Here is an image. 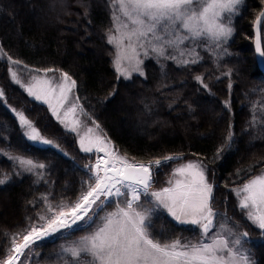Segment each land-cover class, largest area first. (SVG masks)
<instances>
[{"label": "trees", "instance_id": "trees-1", "mask_svg": "<svg viewBox=\"0 0 264 264\" xmlns=\"http://www.w3.org/2000/svg\"><path fill=\"white\" fill-rule=\"evenodd\" d=\"M261 8V0H244L240 14L233 18L234 34L225 45L228 54L218 61L200 48L202 61L186 69L172 61L144 57V75L133 74L129 79L118 78L115 48L107 43L112 27L108 0H0V45L23 62L15 70L25 76L30 68L67 72L76 81L88 117L97 121L121 154L143 162L172 154L183 156L182 160L207 161L209 182L214 185L213 207L251 233L254 264H264V235L245 219L232 191L249 178L244 171L249 166H253L252 174L264 168L261 129H249L248 123L253 115L257 120L264 117V73L256 62L253 33ZM261 39L264 46V25ZM8 67L7 60L0 58V87L7 105L0 103V150L46 167L39 169L40 175L29 173L0 155V178L10 175L9 181L0 185V205L4 211L7 207L12 210L9 217L0 210L5 218H0L4 221L0 222V257L9 247L11 234L24 229L29 218L35 220L36 213L44 210L40 197L48 195L53 204L61 200L71 203L82 182L88 181L83 166L95 161V154L82 152L76 135L67 131L48 107L11 82ZM229 70L231 76H224ZM197 75H203L208 89L194 80ZM225 101H230V110ZM11 108L22 111L59 148L27 140ZM118 119L130 124L127 129L113 125ZM229 130L234 135L231 148L213 160ZM153 222L154 232L159 235L164 231L165 238L194 236L193 228L177 224L163 212L157 211ZM93 226L38 242L29 263L58 264L54 254L61 246L86 235Z\"/></svg>", "mask_w": 264, "mask_h": 264}, {"label": "snow or ice", "instance_id": "snow-or-ice-1", "mask_svg": "<svg viewBox=\"0 0 264 264\" xmlns=\"http://www.w3.org/2000/svg\"><path fill=\"white\" fill-rule=\"evenodd\" d=\"M261 3L264 4V0ZM108 4L112 27L107 34V43L115 48L114 65L118 78L129 79L133 73L144 75L142 56L153 57L157 62L172 61L177 67L186 69L202 61L198 48L217 61L222 55H227L225 45L235 31L233 18L240 14L244 0H108ZM262 25L264 8L253 22L255 52L264 59ZM0 58L8 62L11 82L23 88L34 100L46 103L52 115L66 129L77 130L81 123L76 116L78 109L87 115L83 107L72 103L63 116L60 113L76 86V81L67 72H60L57 82L55 78L48 77L49 73L59 71L57 69H30L29 82L24 83L15 70V66L23 62L5 52L2 45ZM37 73H43V76ZM231 74V70L223 73L226 77ZM194 80L208 89L203 75L195 76ZM228 87L231 89V83ZM4 97V89L0 88V103L6 105ZM224 106L230 110V101H225ZM10 110L18 118L20 127L24 129L22 135L27 140L59 148L45 139L23 112L14 108ZM261 110L264 111V105ZM248 123L249 129L259 126L264 139V117L257 120L253 115ZM233 140L234 135L229 130L225 143L213 160L231 148ZM80 149L85 153L95 151L103 155H98L94 164L83 166L87 170L88 181L82 182L79 195L71 203L61 200L56 204L49 200L48 195H42L40 200L44 210L36 213L35 220L29 218L24 229L11 234L9 247L0 257V264H25L38 241L65 233L70 236L82 228L91 229L92 225H96L94 230L67 242L54 254L58 264H253L243 250L248 232H239V224L213 207L214 185L209 182L207 161L181 164L173 172V177L179 178H170L167 187L153 190L155 172L170 161L179 159L178 155H165L147 162L136 161L121 154L103 136L87 140L82 136ZM9 159L18 161L25 171L37 175H40L39 169L46 167L43 163L18 156ZM244 171L249 178L232 191L245 219L264 235V168L259 174H252L253 166ZM9 179V174H3L0 185ZM113 205V210L106 211ZM158 210H165L180 224L198 226L200 237L195 240L171 239L165 238L164 231L157 235L153 217ZM101 212H104L103 216ZM219 215H225L224 223L216 222ZM4 235L8 237L9 233Z\"/></svg>", "mask_w": 264, "mask_h": 264}, {"label": "rangeland", "instance_id": "rangeland-1", "mask_svg": "<svg viewBox=\"0 0 264 264\" xmlns=\"http://www.w3.org/2000/svg\"><path fill=\"white\" fill-rule=\"evenodd\" d=\"M142 59H144V57L142 56L141 57ZM115 66V65H114ZM141 68H142V71H143V65L141 66ZM30 69H33V68H30ZM30 69H27V70H29L28 72H27V75L28 76H25L24 74H22V73H20V72H18L17 71V73H18V75L20 76V78L22 79V81L24 82V83H28L29 82V76H30ZM60 72L61 71H55L54 73H49L48 74V77H51V78H55L56 79V81L58 82L59 81V77H60ZM37 74H39V75H41V76H43V73H37ZM133 74H138V73H133ZM132 74V75H133ZM73 79V78H72ZM1 88V87H0ZM23 89V88H22ZM24 90V89H23ZM76 97H78V95H77V84H76V86H75V88L73 89V92H72V94L69 96V102L65 105V108L64 109H61L60 110V113H61V116H63V112L66 110V108L67 107H70L71 106V104L72 103H78L79 105H81V103H80V101H79V99H78V101L76 100ZM31 98H33V97H31ZM34 99V98H33ZM36 101V100H35ZM130 101V100H129ZM36 102H39V103H42V104H44L46 107H48V105L46 104V103H44L43 101H36ZM139 102V101H138ZM53 103L55 104V100H53ZM82 106V105H81ZM129 106H130V102H129ZM83 107V106H82ZM48 109H49V107H48ZM50 110V109H49ZM122 110V108L120 107V111ZM17 111H19V110H17ZM83 111H84V113H87L86 111H85V108L83 107ZM22 112V111H21ZM50 112H51V110H50ZM114 112H116L115 110H114ZM52 113V112H51ZM26 116V115H25ZM76 116L80 119V121H81V123L77 126V130L75 131V132H73V131H70V130H68V129H66L65 127H64V125L63 124H61L67 131H69V132H72L73 134H75L76 135V139H77V143H78V146H79V148H80V138L83 136V137H85L86 138V140H87V138H95L96 136H103V137H105L107 140H110L107 136H105L103 133H102V131H101V129H100V127H98L97 128V125H99L98 123H96L97 121L95 120V119H93V120H91L89 117H88V115H84V114H82L80 111H79V109H78V111H77V113H76ZM27 117V116H26ZM55 119H56V117L55 116H53ZM71 119V117H69V120ZM57 120V119H56ZM58 121V120H57ZM119 121V119L116 121V120H114L112 123H113V125L115 126H117V128L119 127L120 129H127V126L128 125H130L129 123H120V121ZM59 122V121H58ZM37 128V127H36ZM89 128H91L92 129V131L91 132H89L88 131V129ZM38 129V128H37ZM39 130V129H38ZM23 131H24V129H23ZM39 132H40V130H39ZM41 134V133H40ZM42 135V134H41ZM45 139H48V140H51V139H49L48 137H45L44 135H42ZM111 141V140H110ZM35 144H37V145H41V146H47V145H43V144H39V143H35ZM111 145L112 146H114V144H113V142H111ZM81 150V149H80ZM82 151V150H81ZM83 152V151H82ZM85 153V152H84ZM91 153H94L95 154V160H96V157L98 156V155H103V153H97V152H95V151H93V152H91ZM0 155H3V156H6V157H12V156H14V155H12V154H10V153H5V151H2V150H0ZM19 157V156H18ZM180 158L179 159H177V160H175V161H170L168 164H174V166H175V168H177L178 166H180L181 164H184V163H187L188 161H196V160H182L183 159V156H179ZM24 158V157H23ZM24 159H28V158H24ZM16 165H18L19 167H21L20 165H19V163H18V161H14V160H12ZM94 163H95V161H94ZM93 163V164H94ZM22 168V167H21ZM161 168V167H160ZM159 168V169H160ZM24 169V168H23ZM1 178H3V177H1ZM174 178H179L178 176L177 177H173L172 179H174ZM143 199V198H142ZM238 199V198H237ZM3 206V205H2ZM0 210H2L1 209V205H0ZM107 211V210H106ZM109 211H111V210H109ZM158 211H160V212H163V213H165V214H167L169 217H171L165 210H158ZM2 212H4V213H8L9 215H8V217L9 216H12L11 214H12V210L11 209H9L8 207H7V209H6V211H4V209L2 210ZM217 212H219V211H217ZM1 213V212H0ZM16 212H14L13 213V215L15 214ZM219 213H221V214H226V213H224V212H219ZM100 215L101 216H103L104 215V213L103 212H101L100 213ZM227 216V215H226ZM5 217V216H4ZM0 218L1 219H3V220H5V218H3L2 216H0ZM172 218V217H171ZM227 218H228V216H227ZM0 219V222H4L3 220H1ZM173 219V218H172ZM173 221H174V219H173ZM174 222H176V221H174ZM216 222L219 224V223H224L225 222V215H219V216H217L216 217ZM177 224H179V225H182V226H186V227H190V228H193V232H194V236H186L184 239H193V240H195V239H197V238H199L200 237V230L198 229V226H196V225H192V224H180V223H178V222H176ZM96 227V225H94L93 226V230H94V228ZM216 230H218V229H214L213 231H216ZM238 231L239 232H248V231H246V230H244V229H241V228H238ZM248 238H246L245 239V241H244V244H243V250H245L246 252H247V254L250 256V259H251V261L253 262V264L255 263V258H254V255H253V251H252V248L250 247V245H249V242L252 240V235H251V233H249L248 232ZM53 238V237H52ZM49 239H51V238H47V239H44V240H49ZM179 239H181V238H179ZM44 240H42V241H44ZM182 240H183V238H182ZM38 242H41V241H38ZM37 242V243H38ZM37 243H36V245H37ZM35 249V247L33 248V250ZM32 250V251H33ZM31 259V258H30ZM30 259H27V260H25V264H30L29 263V261H30Z\"/></svg>", "mask_w": 264, "mask_h": 264}, {"label": "bare ground", "instance_id": "bare-ground-1", "mask_svg": "<svg viewBox=\"0 0 264 264\" xmlns=\"http://www.w3.org/2000/svg\"><path fill=\"white\" fill-rule=\"evenodd\" d=\"M175 166L174 164H168L167 166H163L155 172L154 181L152 188L153 190H159L162 187H167V181L170 178H173Z\"/></svg>", "mask_w": 264, "mask_h": 264}, {"label": "water", "instance_id": "water-1", "mask_svg": "<svg viewBox=\"0 0 264 264\" xmlns=\"http://www.w3.org/2000/svg\"><path fill=\"white\" fill-rule=\"evenodd\" d=\"M253 33H254V51H255V28L254 26H253ZM255 57H256V62L259 66V69L264 73V59L260 58L256 52H255Z\"/></svg>", "mask_w": 264, "mask_h": 264}]
</instances>
